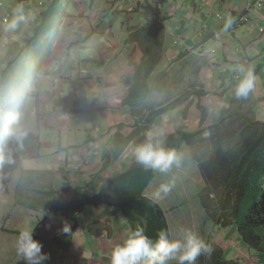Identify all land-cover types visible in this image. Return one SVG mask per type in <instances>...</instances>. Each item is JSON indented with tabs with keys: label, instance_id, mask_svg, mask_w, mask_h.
I'll list each match as a JSON object with an SVG mask.
<instances>
[{
	"label": "rangeland",
	"instance_id": "1",
	"mask_svg": "<svg viewBox=\"0 0 264 264\" xmlns=\"http://www.w3.org/2000/svg\"><path fill=\"white\" fill-rule=\"evenodd\" d=\"M56 1L54 6L64 8L66 17L52 41V55L35 68L36 82L29 83L26 90L9 82L0 87V264H26L18 252V238L24 230H31L33 238L42 243L43 251L50 256L46 264H107L114 246L133 232L129 218L116 217L113 211L107 216L106 207L87 205L80 216L88 211L89 219L79 221L80 233L71 231L65 236L60 231L64 219L56 207L57 203L67 204L69 194L59 188L94 185L91 194H96L114 174L137 162L130 146L143 143L148 131H162L163 147L174 150L179 157V164L167 172L153 170L155 178L144 195L159 207L169 239H183L191 231L206 243L223 246L224 259L236 257L241 264L244 256L250 258L253 251L242 243L238 245L237 232L213 226L205 216L198 201L202 180L197 165L191 161L186 145L177 147L181 132L202 129L221 119L209 108L191 107L194 95L204 92L205 87L199 89L192 77L190 86L183 79L179 81L174 70L181 63L154 64L151 53L149 61H137L136 52L145 44L141 38L138 40V28L134 27L149 28L146 19H138L136 13L129 15L130 28L121 22L117 25L116 18L112 27L109 24L102 28L100 21L106 6L101 0L93 4L96 13L88 12L87 0ZM116 2L111 0L114 5ZM119 6L117 13H121ZM9 7L12 8L9 0H0V69L4 63L18 59L15 57H22V50L30 52L36 29L32 23H25L33 22L31 13L35 11L28 4L21 6L24 20L14 29L6 28V22L16 15H8L13 13ZM44 12L48 13V9ZM108 23L106 18L103 25ZM260 27L264 29V25ZM83 60L87 63L83 64ZM156 65L165 72H157ZM149 66L151 71L144 75ZM15 69L19 70L13 65L10 70ZM136 73L139 77H132ZM20 76L28 78L20 73L13 78ZM188 94L192 95L184 100ZM132 98L138 100L134 105L130 104ZM238 114L258 122L247 114ZM116 116L124 120L113 128L112 124L119 123ZM108 126L110 132H106ZM17 129L23 131L22 138L14 136ZM102 136L103 145L96 144L94 140ZM165 186L167 192L163 190ZM92 223L96 229L93 232L99 230L98 236L87 233ZM255 254L256 258L264 257Z\"/></svg>",
	"mask_w": 264,
	"mask_h": 264
},
{
	"label": "trees",
	"instance_id": "2",
	"mask_svg": "<svg viewBox=\"0 0 264 264\" xmlns=\"http://www.w3.org/2000/svg\"><path fill=\"white\" fill-rule=\"evenodd\" d=\"M42 7L48 13L38 20V26L34 25L30 52L22 50V57L10 62L11 68L16 65L19 70L2 71L3 82L6 74L13 76L23 70L29 83H35V68L52 53V41L66 16L64 8L53 3H41ZM150 69L151 66L148 73ZM20 84L27 89L28 83L23 79ZM182 143L189 148L190 159L197 165L202 180L198 201L207 219L213 226L234 228L242 244L264 256V121L253 122L238 113L228 114L210 126L181 132L177 147ZM154 178L153 169L136 162L114 174L94 196L83 186L65 189L72 194V200L69 204L57 203L58 214L73 223V233L78 227L77 216L85 206L115 209L120 216L129 218L133 231L143 228L144 234L155 242L161 231L168 236V230L159 207L144 198ZM94 224L87 228V233L98 236L99 230L93 232ZM210 245L214 249L211 257L201 255L196 264H240L224 259L223 250Z\"/></svg>",
	"mask_w": 264,
	"mask_h": 264
},
{
	"label": "crops",
	"instance_id": "3",
	"mask_svg": "<svg viewBox=\"0 0 264 264\" xmlns=\"http://www.w3.org/2000/svg\"><path fill=\"white\" fill-rule=\"evenodd\" d=\"M36 1L23 0L20 3L18 2V5L20 8L27 4H34ZM41 1L45 2L47 0ZM87 1L89 2L87 6L88 12L94 11L96 13L97 7L94 6V2L99 0ZM101 1L106 6V12H104L100 21L102 28L109 24L112 27L114 18H116L117 25L121 22L122 26L126 25V28H130L129 15H133L132 13H136L138 19H146L145 24L148 26L149 31L138 25L134 27L138 28L136 30L137 34H139L138 40L141 38L145 44L144 49L136 52L138 62L149 61L148 55L151 53L154 64L163 65L166 63L172 66L181 63L174 70L176 78L179 81L182 79L187 81V86H190L189 77H192V81L197 80L196 83L199 89L205 87L204 92L194 95L195 101L191 106L192 108L194 107L193 110L200 106L201 108H209L212 112H217L219 117L238 112L247 114L255 121H264V33L261 34L259 32L260 26L264 24V11H253L249 14V20L246 23H239V19L248 10L253 0H220L219 4L215 0L213 2L212 0H117L116 5H120L121 13H117L116 9L118 6L116 7V5L112 4L111 0ZM52 3L53 0L48 5ZM32 7L35 11L31 13V17L34 15L36 18H32L33 22L30 20L25 21V23L39 24L38 20H41L45 14L44 8H39L35 5ZM112 7L116 8L112 9ZM117 14L119 15L117 16ZM91 15L95 17L97 14ZM216 15L220 17L217 18ZM106 18H108L109 23L103 25V21ZM31 27L34 28V26ZM160 49L163 51L162 53ZM211 51H214L215 54H211ZM123 52L124 50L121 53ZM164 54L165 56H162ZM51 55L52 53L47 58ZM161 56L164 59L163 61L160 60ZM181 57L184 58L172 63ZM83 61L85 62L83 64L87 63V60ZM110 61H112V58ZM240 66L245 69H251L253 74V87L243 96H237L235 92L242 78L241 73L238 71ZM185 68L186 70L184 71ZM161 69L165 72V68H159L157 72L161 71ZM194 69L196 70L195 73H193ZM183 71L185 73L181 75ZM147 73V70H145L144 75H147ZM236 75L239 76V79L234 81L233 78ZM132 77L139 76L136 73ZM190 95L192 94H188L183 99H188ZM130 104L134 105L136 101L132 98ZM115 119L119 123L112 124V127L118 128L124 117L119 116L118 119L116 116ZM110 126H108L106 132L111 131L109 129ZM94 141L96 144L101 143L103 145L105 139L102 136ZM111 165L109 164L108 166ZM84 187H86L90 196L95 195L91 194L94 185ZM63 190V187L59 188V191L62 192ZM105 210L109 211L104 212L106 215L110 214L111 211L116 214V217L119 215L115 209L106 208ZM87 217L88 211L85 212L84 218L77 219L78 228L75 230L77 234L82 229L79 221L88 220L89 218ZM228 231L236 232L234 228H230ZM235 238L239 237L235 235ZM237 240L240 246V239ZM122 244H117L114 248ZM221 248L223 250L224 247L221 246ZM113 249L108 254L109 262L107 264H111ZM229 249L232 250V248ZM92 252L95 253V250H92ZM97 252L99 257L100 251L97 250ZM249 255L251 256L250 258H248L249 256H244L241 264H259L260 262L264 264V257L256 258L257 256L253 252L249 253ZM93 256L96 257V253ZM93 256L91 255V260H94ZM234 260H236V257Z\"/></svg>",
	"mask_w": 264,
	"mask_h": 264
},
{
	"label": "clouds",
	"instance_id": "4",
	"mask_svg": "<svg viewBox=\"0 0 264 264\" xmlns=\"http://www.w3.org/2000/svg\"><path fill=\"white\" fill-rule=\"evenodd\" d=\"M38 1L30 6L35 5L41 8V3L48 5L51 2ZM26 6V5H24ZM13 14H16L11 22H6V28L14 29L17 27L20 21L24 20V11L20 7H12ZM11 14V15H13ZM29 21V20H26ZM230 23V21H229ZM34 32V31H33ZM26 35V34H25ZM13 61V60H12ZM10 62L3 64L0 69V87L1 82H9L12 86H21L20 80H24L29 85V81L25 77L13 78L12 75L6 74V79L3 82L1 73L4 70H10ZM241 73V79L235 89L237 96H243L253 87V74L251 69H245L243 66L238 68ZM23 70H20V74ZM23 89V87L21 86ZM14 93L13 96H16ZM24 135L21 129H17L14 136L19 139ZM163 132L162 131H148L145 133V141L138 145H131L132 153L138 164L143 165L146 169L151 168L160 172H167L174 164H179V157L174 150H166L163 147ZM3 160V157H0ZM10 162V161H9ZM70 199L72 200V194L68 191ZM165 192L168 188H163ZM67 204L70 201H66ZM62 204V203H61ZM81 214V213H80ZM80 214L78 216H80ZM77 216V219H78ZM84 217V215H82ZM80 216V217H82ZM79 217V218H80ZM72 222L68 220L63 221V227L60 230L62 234H69L72 231ZM73 224V223H72ZM93 224V223H92ZM18 252L23 256L26 264H46L50 259L47 252L43 251V245L41 242L33 238L31 230H24L20 233L18 238ZM214 249L197 234L187 231L183 239H169L164 231H161L158 235V239L153 242L144 234V229L138 227L135 231L131 232L129 237L120 246L113 249L111 255V264H170L171 261H176L177 264H196L197 259L204 255L211 257Z\"/></svg>",
	"mask_w": 264,
	"mask_h": 264
},
{
	"label": "built area",
	"instance_id": "5",
	"mask_svg": "<svg viewBox=\"0 0 264 264\" xmlns=\"http://www.w3.org/2000/svg\"><path fill=\"white\" fill-rule=\"evenodd\" d=\"M218 1H220V0H218ZM12 7H13V5H12ZM263 9H264V0H253L251 2V4L249 5L248 10H246L245 13L239 19V23L240 24L241 23H246L249 20L248 18H249V14H251V12H253V11H259V12H261V11H263ZM8 10L11 11V12H13V9L12 8H10ZM0 14H3V13L0 12ZM11 14H13V13H8V15H11ZM8 15H7V17H10ZM216 17L219 18L220 16L216 15ZM260 28H259V32L260 33H264V29H260ZM233 79H234V81H237L239 79V76L236 75Z\"/></svg>",
	"mask_w": 264,
	"mask_h": 264
},
{
	"label": "bare ground",
	"instance_id": "6",
	"mask_svg": "<svg viewBox=\"0 0 264 264\" xmlns=\"http://www.w3.org/2000/svg\"><path fill=\"white\" fill-rule=\"evenodd\" d=\"M11 2V5L15 6V7H19L18 2L20 3L23 0H9ZM39 0H37L36 2H38ZM217 2H219L218 0H216ZM215 1V2H216ZM261 29V28H260ZM3 30V29H2Z\"/></svg>",
	"mask_w": 264,
	"mask_h": 264
}]
</instances>
